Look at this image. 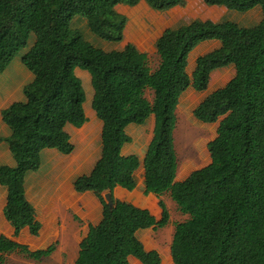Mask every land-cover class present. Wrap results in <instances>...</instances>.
<instances>
[{
  "label": "trees",
  "instance_id": "trees-1",
  "mask_svg": "<svg viewBox=\"0 0 264 264\" xmlns=\"http://www.w3.org/2000/svg\"><path fill=\"white\" fill-rule=\"evenodd\" d=\"M141 1L0 0V73L35 36L22 56L33 74L23 88L25 100L2 111L11 135L0 140L8 143L16 163L0 165V185L7 189L4 215L14 228L13 236L27 228L37 237L42 230L38 212L26 196L27 174L40 169L45 149L70 155L75 146L66 127L80 128L88 121L86 92L76 74L81 69L91 76L92 109L103 124L102 151L91 173L77 177L74 189L93 192L103 214L100 223L89 226L75 264H130L131 257L142 264L162 263L159 252L147 251L138 233L168 224L170 213L163 200L162 217L157 220L148 209L131 203L113 199L110 208L103 196L116 187L135 189L141 161L135 154H123V147L132 142L127 127L143 125L151 115L155 129L143 163L145 193L157 197L169 193L178 210L188 215L175 225L174 264H264V0H203L238 12L260 6L262 19L254 27L196 20L166 29L155 43L159 57L155 69L149 55L134 44L106 51L73 26V21L83 18L94 35L120 43L126 18L116 7ZM144 1L156 11L185 4V0ZM208 40H218L220 46L199 56L189 74L190 53ZM230 65L235 69L233 78L193 110L202 123L223 118L217 136L207 145L211 162L177 181L180 99L188 89L206 91L214 70ZM55 250L52 244L32 251L0 236V264L4 254L18 252L41 261Z\"/></svg>",
  "mask_w": 264,
  "mask_h": 264
},
{
  "label": "crops",
  "instance_id": "crops-1",
  "mask_svg": "<svg viewBox=\"0 0 264 264\" xmlns=\"http://www.w3.org/2000/svg\"><path fill=\"white\" fill-rule=\"evenodd\" d=\"M139 4H143L140 5L141 10H137ZM139 4L136 6L124 5V7L127 8V11L128 10L130 11L126 14L124 13V15H128L129 16L128 18L130 19L124 30V39L122 41L123 42L122 47L121 49L118 50H123L124 47L129 43L134 44L135 46H136V41L140 43V40L135 38L140 34V31L137 30V33H135L133 30L134 28L143 30L142 33H146L145 31H147L148 34L151 35L153 32L154 33L164 32L166 29L178 28L182 25L189 24L196 20L206 21L207 20V18L205 17L206 11L207 13H210L213 9H221L222 11H226L227 14L230 13V11H228L226 7L210 6L207 5L203 0H185V4L183 6H176L167 11L153 10L146 4L144 0H142ZM119 7H123V5H118L116 7L117 11ZM134 8H136L137 11H135ZM119 13L122 14L121 12ZM233 15L236 16L235 13ZM149 18L152 19V21L150 20V23H152L154 26H152V28L144 29V23L146 20H149ZM252 19L253 18H250V21ZM260 21L261 20H259V22ZM134 33L136 34V36L133 35ZM144 40H145L144 44H148L151 41V37L148 36ZM217 43L220 45L219 42H213L211 44L216 46ZM202 52L200 51V53H198L196 57L193 58L192 60L193 63L196 62V59L199 56H202L210 51L204 53ZM188 65H189V59H188ZM234 74H235V69H234ZM212 77H213V73L211 75V78ZM32 80H33V75L30 72V74H25L24 81L20 83V86L22 85L21 88L20 86H18L16 90L15 89L12 90L13 86L9 85L8 82H6L5 86L0 87V137L1 138H7L11 135L10 129L3 121L2 111L14 102L24 101L23 96L16 97V95L19 91L23 92L24 86L30 83ZM224 80H225L224 77L223 79L218 80L217 74L213 77V82L215 83V85L224 84L223 82ZM210 83H211V79H210ZM210 83L209 86L211 85ZM209 86L207 90H210ZM189 91L194 92L193 89H188L186 92ZM193 92H190V94ZM91 115L92 114H90V116ZM95 115L92 116L94 120V125H92V123L89 122V120L80 128L74 127L72 125H68L66 127V131L69 133L71 137V142L75 146L74 151L70 155H64L56 149L43 150L41 154L42 163L40 169L37 171H33V173L29 172L27 174L26 183H25L26 196L28 200L35 206L38 212L39 220L41 219L39 213V206L46 205L48 212L47 216L49 218V221H51L52 225L55 223V220L57 221L59 219H61L63 223L66 224L69 220L68 211H72L75 217L83 223L82 230L84 233H82L83 234L82 238L78 239L79 245L82 242V240L87 236L89 232V226L97 225L98 223H100L103 214L102 204L98 199V197L93 192L88 191L84 193H78L74 189V182L77 179V177L90 174L94 166L96 165L97 161L101 157L102 148H100V141H101L103 124L102 122L96 120L97 116ZM149 120L152 121L150 122V124H147L146 122L143 125L132 124L127 127V133L129 136L132 137V142L126 144L123 147V154L124 155L135 154L139 157L141 161V166L135 173V181H136L135 189L129 191L122 187H116L113 190V192L111 191L110 192L114 200L131 203L142 209H148L152 213V215H154L156 219L159 220V218L162 217V209L159 205L160 200H163L168 211L170 210L171 206L173 210L178 208L176 205L174 206L172 202H169V204L167 203V200L171 198L169 193H166L161 197H157L155 194L152 193L150 194L145 193L146 185H145V177H144L145 171H144L143 163L147 149L154 136L155 116L151 115L147 121ZM202 139H203V135H202ZM15 164L16 163L8 143L4 140H0V165L15 166ZM42 170H43L42 175H38L40 173L39 171ZM30 174L32 175L29 176ZM6 203H7V189L0 185V236L4 235L14 240V238H18V237L13 236L14 228L5 218L4 208L6 206ZM169 213H170V222H168V224L165 227L162 228L151 227L142 230L138 233V237L147 251L156 250L159 252L162 258L161 264H174L171 255V245L175 233L176 221L174 222L173 217L171 216V211H169ZM63 228H64L63 232L66 231L64 234H66L67 239H69V237L72 236L74 237V235L76 237V233L74 231V230L77 231V229H74L76 227H73L71 225L70 229L68 230V226L66 227L63 224ZM26 230L29 231L26 228L22 231V233ZM22 233L20 234L19 237H21ZM79 233L80 231L78 232V234ZM54 235H55L54 232H51L49 237H53ZM45 241L41 242V246H39V248L45 247L47 245L45 244L47 243ZM32 243L36 244L35 241H33ZM59 246H61V244ZM66 246L67 247L70 246L69 241L66 242ZM78 254H79V250L77 255L75 257L73 256L74 257L73 258L74 260L72 259L73 264H75V261L78 258ZM69 256H71V254ZM129 263L142 264L139 260H137L134 257L130 258Z\"/></svg>",
  "mask_w": 264,
  "mask_h": 264
},
{
  "label": "rangeland",
  "instance_id": "rangeland-1",
  "mask_svg": "<svg viewBox=\"0 0 264 264\" xmlns=\"http://www.w3.org/2000/svg\"><path fill=\"white\" fill-rule=\"evenodd\" d=\"M140 5H143V4H139V6L137 7L138 8L137 10H141ZM129 8H132V7H129ZM134 10L137 11L136 8H134ZM228 11H230L229 14H227L226 11H222L221 9H213L210 13H207L206 11L205 17L207 18V20H212L214 22H221L224 20L233 21V22L238 23L242 27H254L258 25L259 20L262 19V9L260 6H256L247 12H238V11H233L229 9ZM118 12H121L122 15H124V13L126 14L130 11L129 10L127 11V8L124 7L123 5V7L118 8ZM234 13L236 14V16L233 15ZM124 17L126 18V25H127L130 18H128L129 17L128 15H124ZM76 18H80V17L78 16ZM250 18H253V19L250 21ZM150 20L152 21L151 18L145 21L144 29L152 28V26H154L152 23H150ZM73 26L80 29L82 31L81 33H83L82 34V36H84L83 38L88 40L92 44H94L96 47H99L106 51L118 50V49H121L122 47L123 42L111 43V42L104 41L100 39L99 37H97L96 35H94L89 30L86 20H84L83 18L73 21ZM133 30L140 31V34L138 36H136L135 33L133 34L134 36H136L135 38L140 40V43L136 41V46L141 52H145L149 55L150 65L153 69H155L159 64V57L155 50L156 47L154 44H155V41L162 35L163 32H156V33L153 32L150 35L148 34L147 31H145L146 33H142L143 30L135 29V28ZM148 36L151 37V41L148 44H144V41H145L144 39H146ZM34 41H35V36L32 35L28 41V45L22 48L16 54L13 60L10 62L6 70L0 73V87L5 86L6 82H8L9 85L13 86L12 90L14 89L16 90V88L20 86V83L24 81L25 74H30V71L22 63V56L30 49ZM213 42L220 43V41L218 40H208L198 45L190 53L189 65H188L189 74H191V72L195 68V62L193 63L192 60L193 58L196 57L198 53H200V51L201 52L202 51L211 52L220 46L218 43L216 44V46L211 44ZM76 74L82 80V83H83V86L86 92V103L84 105L86 115L88 117L89 122H91L92 125H94V120L92 118V116L95 115V112L92 109V100L94 96V90H93L92 83H91V76L87 71H84L81 69H77ZM216 74L218 75V80H221L224 77L225 79L223 81L224 84L215 85V83L213 82V77ZM233 74H234L233 65H230L226 68L214 70L213 77L211 78V83H210L211 85L209 86L210 90H207L205 92L189 91L183 94V97L176 111L177 126L175 130V146H176V152H177V157H178V171H177V179H176L177 181L186 179L193 171L203 168L211 162V157H210L207 145L209 141L213 140L217 136V129L219 127V122L223 118H220L216 123H213V124L202 123L195 119V117L193 116V110L200 103H202L203 100L213 91L224 87L233 78ZM190 92H193V93L190 94ZM21 96H23V100H25L23 92L19 91L16 97H21ZM147 97L150 100H152L153 99L152 92L148 91ZM90 114L92 115L90 116ZM96 120L100 121L97 117H96ZM150 122L152 121L150 120L147 121V124H150ZM201 134L203 135V139H202ZM100 148H101V141H100ZM39 172L40 173L38 175H42L43 170ZM31 175L32 174H30L29 176ZM169 202H172L174 206L176 205L175 202L171 198L167 200L168 204ZM169 211H171V216L173 217L174 222L176 221V223L183 222L188 218L187 215L182 214L178 209L173 210L172 206ZM39 213L42 219V220L40 219V222L43 227L41 234L38 237H34L29 233V231L26 230L22 233L21 237L14 238V240L21 244L27 245L29 249L32 251L47 249L52 244H56V250L49 257L44 258L41 261L30 259L26 257V255L22 253H18V252L4 254V257H3L4 259L1 264H73V260H74L73 258L77 255L78 250H80L78 239H81L83 235L82 233H84L82 230L83 223L75 217L72 211H68L69 220L66 224L63 223L61 219H59L57 221L55 220V223L52 225L51 221H49V218L47 216L48 212H47L46 205L39 206ZM160 219L161 217L159 218V220ZM63 224L66 227L68 226V230L70 229L71 225L73 227H76L74 228V229H77V231L74 230L76 233V237L75 235L74 237L71 235L72 237H69V239H67L66 234H64L66 231L63 232V229H64ZM50 231L54 232L55 235L53 237H49L51 233ZM79 231L80 233L78 234ZM33 241H35L36 244H33L32 243ZM42 241L47 242L45 243L47 245L45 247L39 248V246H41ZM67 241H69V245H70L69 247L66 246ZM60 244L61 246H59ZM70 254L71 256H69Z\"/></svg>",
  "mask_w": 264,
  "mask_h": 264
},
{
  "label": "water",
  "instance_id": "water-1",
  "mask_svg": "<svg viewBox=\"0 0 264 264\" xmlns=\"http://www.w3.org/2000/svg\"><path fill=\"white\" fill-rule=\"evenodd\" d=\"M104 199L107 202V204L109 205L110 208H112L114 206V200L112 198V194L110 191H107L104 193Z\"/></svg>",
  "mask_w": 264,
  "mask_h": 264
}]
</instances>
